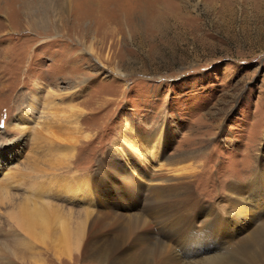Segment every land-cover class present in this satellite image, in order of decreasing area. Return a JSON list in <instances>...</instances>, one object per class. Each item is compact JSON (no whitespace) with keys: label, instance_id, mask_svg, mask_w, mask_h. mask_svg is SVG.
<instances>
[{"label":"rangeland","instance_id":"obj_1","mask_svg":"<svg viewBox=\"0 0 264 264\" xmlns=\"http://www.w3.org/2000/svg\"><path fill=\"white\" fill-rule=\"evenodd\" d=\"M25 1L28 11L22 0H0V264H97L75 250L69 258L58 254L48 240L56 222L44 241L25 234L11 214L24 201L43 203L73 223L91 209V218L113 220L116 230L127 213L146 209L148 190L157 183L150 179L175 177L166 157L186 152H194L187 163L192 173H185L200 200L196 235L205 226L225 228L201 249L217 253V264H244L257 255L255 248L239 255L235 243L244 235L238 224L262 222L264 206L242 219L223 201L228 184L243 187L264 166V0H55L58 12L69 6L58 17L49 4ZM158 131L167 141L164 160L134 168L136 156L123 136ZM64 136L76 138L71 151L64 150ZM116 154L115 169L100 164L109 170L99 184L112 191L122 183L113 174L142 170L132 197L105 192L115 210L88 194L90 205L82 189L72 194L73 183L86 177L92 186L99 160ZM168 226L165 238L176 233ZM106 231L98 244L114 236Z\"/></svg>","mask_w":264,"mask_h":264},{"label":"bare ground","instance_id":"obj_2","mask_svg":"<svg viewBox=\"0 0 264 264\" xmlns=\"http://www.w3.org/2000/svg\"><path fill=\"white\" fill-rule=\"evenodd\" d=\"M54 2L55 0H40L39 4H49L52 15L56 17H58L61 13L68 11L69 6L68 8L64 6V9L60 7V12H58V6H56ZM22 6L25 7L28 11L29 5L27 6L25 0H22ZM54 8L56 10H54ZM56 20H58V18ZM43 23L44 22H40V20H37L35 24H40V26L43 27ZM56 27H58V25H56ZM52 124H54V122H52ZM45 130L46 131H44V133L48 136L50 142L55 143L56 139L51 138L52 131L49 125H45ZM70 136H66L69 138L65 142L66 148H64V150L69 149L71 151L72 149V145L76 138L74 139V137ZM66 137L64 136L65 139ZM127 138L128 137L123 136L124 141L123 139H120L124 142V144H126V141L130 143V146H128V148L136 156L135 158L131 157V164L134 168H137V164L139 162L144 166V161L149 164L151 161H155V159L157 161V157L160 161L164 160V150L166 149L167 141L162 140L161 131H158L150 137L148 136V138H143L138 133L133 137L131 136L130 139L128 138L129 140H127ZM162 142H164V144H162ZM161 151L163 152L161 153ZM120 153L121 155H123L126 153V151L121 150ZM162 155L163 157L161 158L160 156ZM190 158H194V152L174 154L170 158L166 157L165 160L168 161L167 165H170L169 171L170 173L173 172L175 177L173 175H171L172 177H166L165 175L156 177L157 175H155V179H150L148 182L154 181L153 183H157L153 184V186L151 187L149 186V195L152 194L153 197L152 195L151 197L149 196L148 202L143 205V207L147 206L146 209L142 212V214L140 212L139 214L127 213L126 216L128 218H126V221L124 223L125 226H117L116 230H112V227L115 226V222H113V220H106L108 218L97 216L91 218V209L87 210L86 213H78V217L74 220V222L68 223V216L67 219L64 218L57 210H54L50 205L41 203L40 205L38 204V206H35L29 204L27 201L22 202L21 205L16 207L17 211L11 214V218L14 220V223H17V226H19L21 230H23L28 236H32L44 241L46 238L48 239L51 236V240H48L55 243L53 245H56V247L58 248V254L67 256V258H69L70 251L75 250L79 252L83 259H91L92 261L94 260L97 264H217L218 262L215 263L217 256H214L217 253L210 254L209 252H206L205 249H201L200 245L203 242L217 239L219 232L223 231L225 228L221 229L219 227L218 230L214 231L213 229H206L205 226L203 229L200 228L197 233L198 236L196 235V227L194 221H196L199 216L197 215L198 212L196 213L194 208L200 200H198L196 194H194L193 192L192 180L189 177L192 173L191 171H189L191 168V166L189 165L190 163L187 164L189 161L188 159ZM263 158L264 157L262 156V159ZM119 161L120 159L117 158V154L110 159H100L98 162L99 166L97 168V179L93 181V185L89 186L90 182L86 177L85 180H80L78 183L76 182L77 185L76 183H73L75 184L74 187H76L77 189L75 188L73 189V191L71 190L72 194L75 195L76 192H80L79 190L82 189V192L84 191L83 194H85L83 196H88L86 198H88L87 202L90 205V202H92V197L90 198L88 194L92 195L96 199L97 205H100L101 207H104L105 205H112L113 208V195L111 196V198H109L110 195L106 194L105 192H109L110 194H112L114 191L113 194L118 195L125 193L128 198L130 197V195L132 197L133 192L138 190L139 186L141 185L138 183L135 176L140 177L139 174L141 176H144V171L142 172V170H133L132 175L123 174L120 176L119 174H113L114 177H121L122 183L121 181H119V186L116 189L114 187L112 191L104 192L101 185L99 184V182L103 180V176L108 172L109 169H115L117 167V162ZM107 163H109L111 168H100V164ZM187 168L188 174L191 172L189 176L187 175V171L185 173V170H187ZM260 168L262 169V173L260 171L255 172V175L250 180L249 184L243 185L242 187L239 183L234 182L233 184H228L227 186V193L226 195H224L225 199L223 201L226 202L224 207L226 209L234 210L235 214L241 215L240 217H242V219H246V217L250 216V214H252V210L260 208L261 210H263L264 202L261 200L264 196V166L261 167L260 164ZM118 170H120V167H118ZM258 183H260L263 188L259 185H256ZM71 186H69L70 189ZM146 187L147 186H145V188ZM118 189H120L121 192H118ZM246 194H248V197L244 196ZM4 199L5 201H7L9 199V195L4 194ZM107 199H110L111 202ZM248 201L251 203L249 204V206ZM129 203L127 204L128 206L125 205L127 206V208H133L137 206V202L133 205H130ZM113 208L110 209V212ZM114 209L116 210V208ZM71 217L72 216H69V219ZM55 222L57 223L58 227L57 232L53 235H50V231H52V229H55ZM50 224H53V226H51ZM166 225L174 227L172 231H176V233L169 238L163 237V233L167 231V229L165 228ZM157 226H159V229H156ZM170 226H168V230L171 229L169 228ZM252 227L254 228L253 231H251ZM50 228L51 230H49ZM178 228L180 229L177 231ZM103 229L106 234V230L110 229L114 233V236L109 237L108 240L105 241V243L98 244L97 242L103 241L100 239H103V237L105 236V233L101 231ZM238 229V232L244 233L243 236H240L238 243H235L236 248L240 252L239 255L246 254L251 248H255L258 250V252L256 251L258 253L257 255L252 253L254 254V256H248L245 261L243 260L244 264H264V261H261L259 259L261 257L264 260V220L254 225H249L248 223L247 225H243L239 223ZM93 230L95 231V234L91 235ZM257 230H259L261 234L257 233ZM97 231L101 232V236H98L96 234ZM94 235L96 236V238ZM181 237H187L184 244H180L178 242V239ZM35 238L33 240H36ZM222 241L223 243H225L224 239ZM226 246H224L225 249ZM104 247L105 249L102 250V248ZM233 248L234 246L232 247V249ZM227 251H230V248H228ZM211 255H213V258L211 257Z\"/></svg>","mask_w":264,"mask_h":264}]
</instances>
